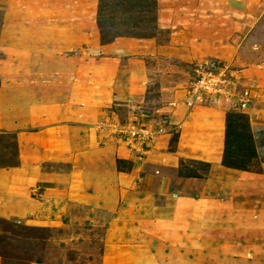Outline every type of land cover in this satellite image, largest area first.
Listing matches in <instances>:
<instances>
[{
    "label": "rangeland",
    "instance_id": "1",
    "mask_svg": "<svg viewBox=\"0 0 264 264\" xmlns=\"http://www.w3.org/2000/svg\"><path fill=\"white\" fill-rule=\"evenodd\" d=\"M159 1L161 8L202 2ZM214 1L215 10L210 13L215 46L210 44L209 58L198 63L157 56L143 58L151 77L142 107H128L127 102L124 106L111 105L95 121L73 131L78 143L81 136L86 142L89 202L73 205L71 213L51 228L0 218L1 264H264V157L260 153L264 147V119L260 118L264 117V0ZM251 2L255 5L245 4ZM97 4L98 0H0V85L7 81L21 88L24 114L35 104V90L43 89L47 94L50 87L57 95L81 88L96 92L125 76L127 60L135 55L122 57L102 51L95 15ZM181 18L178 19L182 22L189 17ZM194 26L184 28L182 43L187 44L192 38ZM173 30L162 28L154 38L165 45ZM183 50L187 55L199 53L193 43L184 45ZM212 63L234 71L237 78L233 91L248 90L251 101L239 111L210 98L200 104L225 105L229 111L241 113L254 109L253 115H245L254 127H259L254 130L259 157L241 177H218L214 181L210 190L220 201L219 206L214 217L205 220L209 225L193 233L191 225L187 230L181 229L175 219L151 215L143 204L133 200L132 193H144L143 188L134 186V180L140 181L141 175H155L148 183L153 191L163 183L156 172L161 164L143 163L141 175L136 174L134 167L152 144L167 134L149 143V149L142 154L136 146L131 148L121 141L111 125L126 122L140 111H144L147 123L168 118L161 108L172 101L175 87L186 93L196 76L195 70ZM107 73L109 77L105 79ZM37 131L0 129V166L21 163L20 141ZM177 137V130H171L167 150L174 149ZM125 148L137 151L136 156L129 157ZM79 152L77 146L71 152V161L45 162L43 168L70 173L74 154ZM95 152L100 153L98 157L92 155ZM30 155H35V165L43 156L36 144L35 149L27 148L24 161L31 162ZM210 173L208 163L192 160H183L178 169L170 171L173 186H186L188 179L198 184H187V194L199 193ZM45 187L41 184L33 195L40 197ZM176 190L174 186L172 191ZM157 203L161 205L162 200L158 198ZM230 207L233 210L229 213ZM114 225L120 234L111 240L108 234Z\"/></svg>",
    "mask_w": 264,
    "mask_h": 264
},
{
    "label": "crops",
    "instance_id": "2",
    "mask_svg": "<svg viewBox=\"0 0 264 264\" xmlns=\"http://www.w3.org/2000/svg\"><path fill=\"white\" fill-rule=\"evenodd\" d=\"M201 1L194 6L175 4V6L166 5L164 8H161L162 4L160 5L159 1L160 28L174 29L169 42L165 45L157 43L155 38L126 37L118 38L113 43L102 44L98 30L100 47L104 53L122 57L135 55L134 58L127 60L124 78L119 76L117 81L107 83L102 90L95 92L81 88L73 89L62 95H57L56 90L50 87H48L47 94L43 89L35 90V104H31L32 110L24 114L22 109L25 103L23 94L20 92L21 88L13 87V84L7 81L0 85V129L18 131L36 128L38 130L37 133L31 134L25 140L22 138L20 141L23 155L21 163L16 166H0V218L51 228L58 226L61 223L60 220L71 213L73 205L84 206L89 202L88 184L85 180V162L88 160L86 142L81 134L79 143L76 141L73 134L74 129H81L86 124L95 121L111 105L124 106L123 104L127 102L128 107H142L151 77L143 58L157 56L158 58L181 59L189 63H198L209 58L210 44L213 48L215 46V36L212 35L214 22L211 17L213 13H210L211 10H215V1ZM245 4L255 5L253 2ZM262 4L264 5V2ZM179 17L189 18L181 22ZM193 26L195 27L194 34L187 44L193 43L199 49V53L187 55L183 50V46L187 44L182 43L180 35L185 30L184 28ZM117 74L119 75V72ZM108 77L107 73L105 79ZM172 96V101L165 104L161 110L167 113L168 119L177 130L178 137L174 149L167 150L170 142L169 134H167L163 139L161 137L155 141L147 154L145 153V157L134 167L137 170L136 174L141 175L140 170L145 165L143 163L161 164L162 166L156 172L161 175L163 183L153 191L148 183L151 177L155 178V175H141L140 181L134 180V186L143 188L144 193L134 192L132 195L134 201L143 204L145 212L175 219L177 226L181 229L187 230L191 225L194 229L192 232L199 233L201 226L209 225V221L205 220L212 219L216 207L219 206L220 201L216 200L210 190L214 181L218 177L221 180H232L241 177L246 171L228 168L222 164L227 130L226 115L229 112L227 106L196 104L189 107L186 103L185 91L177 86ZM27 103L29 104V101ZM252 111L254 109L242 113L250 116L253 115ZM261 111L264 110L261 109ZM260 118L264 119L263 116ZM249 124L254 138V130L259 127H254L251 119H249ZM35 144L43 154L42 158L37 161V165L34 161L35 155L29 156L31 162L24 161L27 148L35 149ZM77 146L80 152L78 155L74 154L73 163L75 164L70 173L43 168L45 162L71 161L73 157L71 152ZM125 149L129 157L136 156L137 151ZM99 154L98 152L92 153L97 157ZM183 160L201 161L211 166V173L199 193L187 194V184L198 185L192 179L186 181V186L174 185L177 190L172 191L174 186L170 171L178 169ZM41 184H46L45 190L40 197H36L33 191ZM158 198L162 200L161 205L157 203ZM232 210L230 207L229 213ZM117 228L114 225L111 233L109 232L111 240L119 237L120 232Z\"/></svg>",
    "mask_w": 264,
    "mask_h": 264
},
{
    "label": "trees",
    "instance_id": "3",
    "mask_svg": "<svg viewBox=\"0 0 264 264\" xmlns=\"http://www.w3.org/2000/svg\"><path fill=\"white\" fill-rule=\"evenodd\" d=\"M97 27L102 44L118 38H154L160 31L159 0H98ZM225 150V167L247 171L259 157L249 119L241 112L229 111ZM177 139L175 140V142Z\"/></svg>",
    "mask_w": 264,
    "mask_h": 264
},
{
    "label": "built area",
    "instance_id": "4",
    "mask_svg": "<svg viewBox=\"0 0 264 264\" xmlns=\"http://www.w3.org/2000/svg\"><path fill=\"white\" fill-rule=\"evenodd\" d=\"M199 67L195 70L196 76L186 90V103L189 107L204 103L209 98L220 104H227L232 110L239 111L248 107L251 101L249 91H233L237 78L233 75L234 71L215 63ZM140 112L126 122L113 123L111 128L121 141L126 142L131 148L136 146V149L144 154L149 149V143L154 142L159 136L169 134L171 130H175V126L168 118L156 121L155 124L147 123L144 111ZM261 136L264 138V132ZM262 149L260 153L264 157V147Z\"/></svg>",
    "mask_w": 264,
    "mask_h": 264
}]
</instances>
